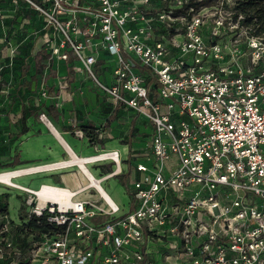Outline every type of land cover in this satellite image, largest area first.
<instances>
[{
	"label": "built area",
	"instance_id": "built-area-1",
	"mask_svg": "<svg viewBox=\"0 0 264 264\" xmlns=\"http://www.w3.org/2000/svg\"><path fill=\"white\" fill-rule=\"evenodd\" d=\"M207 1L10 0L49 29L52 55L72 53L107 102L153 132L127 213L96 185L100 198L78 200L3 183L21 208L0 202V264H264V36L231 15L235 0ZM87 159L113 164L105 178L124 172L118 149ZM45 185L69 198L41 196Z\"/></svg>",
	"mask_w": 264,
	"mask_h": 264
},
{
	"label": "rangeland",
	"instance_id": "rangeland-1",
	"mask_svg": "<svg viewBox=\"0 0 264 264\" xmlns=\"http://www.w3.org/2000/svg\"><path fill=\"white\" fill-rule=\"evenodd\" d=\"M18 9L7 0H0V171L3 168L38 163L42 161L38 157L42 151L46 152L47 158L51 157L48 150L52 147L51 142H41V137L45 134L44 123L61 119L77 129L79 125L85 124L87 114L86 109L77 110L73 107L75 102L72 104L69 96L64 93L67 88L66 67L57 56L50 52L51 56L47 59L49 65L43 73L34 75L37 53L50 51L45 42L50 31L42 28L43 23L37 21L38 18L26 17ZM66 65L68 70L70 62L67 61ZM75 79L76 76H73L72 80ZM92 90L88 79L82 80L77 88L81 96H86L84 105L93 106L94 112H90V115L95 118L96 123L103 124L105 116L102 113L107 110L102 109L99 97ZM23 112L27 116L28 131L25 133L21 132ZM110 112L108 104V121L99 131L103 133V145L110 141L117 145L128 141L137 142L148 136V122L143 118L132 117L126 111H116L114 114ZM43 115L47 118L42 117ZM78 130L80 129L73 135L78 136ZM83 142L80 140V143ZM14 180L33 189L38 188L42 182L38 173ZM115 184V178L103 181L104 188L110 190L114 198L127 201L120 189H115ZM2 192H6L3 195L9 200L11 214L17 216L21 208L19 191L0 183V193Z\"/></svg>",
	"mask_w": 264,
	"mask_h": 264
},
{
	"label": "crops",
	"instance_id": "crops-1",
	"mask_svg": "<svg viewBox=\"0 0 264 264\" xmlns=\"http://www.w3.org/2000/svg\"><path fill=\"white\" fill-rule=\"evenodd\" d=\"M32 18L37 19V21H41L39 19L38 15L33 14ZM43 23V22H42ZM50 52V51H49ZM62 61V64L66 67L65 75H67L68 70H67V61ZM74 61V60H73ZM70 62V65H73L74 67V62ZM76 79L73 81L72 79H67V88L65 89L64 93L69 96V100L72 104L75 105L77 110H83L86 109V116L84 118L85 124L81 125H86L94 129L95 133L98 135V141L96 143H93L90 141V139L83 134V136H75L73 135L77 129L79 128H74L70 124H68L67 121L65 120H55L53 119L52 121H49V123H44L45 124V134L42 135L41 137V142L46 143L47 141L51 142V146L49 147V151L51 152V157L46 156V152L42 151L40 157L42 161L38 163H28L27 165H21L19 167L22 168H27L30 166H36L39 164L40 165H47L53 162H62L63 160H73L74 157L71 154L69 148L76 154L84 157H90L94 156L98 152L102 150H110V149H118L120 151L121 157L124 160L123 162V169L124 172L122 174L114 175L112 177H107L105 178L104 176L107 175L109 172H111L114 168L113 164L108 161H86V164L88 165V169L90 172L93 173V176L95 178H102L101 185L103 186V181L109 180L110 178H115V189L119 188L123 196L127 199V201H122L121 199H116L112 196V193H110V190H106L103 186V188L106 190L108 193V196L111 198V200L115 203H117L120 206V214L127 213L132 207V194H131V183L132 181L138 177V172L134 168L133 161L135 160H141L142 158L147 157L149 154V150L151 147V136L153 132V125L149 120H147L144 116L137 114L133 110L126 108L124 106H118L116 108L113 107L109 102H107L104 99V96L99 93L92 82L89 80V84L91 85V88L93 89L92 91L95 93V96L99 97L100 103L102 105L103 110H107L106 112H103L105 116V120L103 124L96 123L95 118L90 115V112L93 111V106L92 104L84 105L86 96H81L79 94V91H77V88L79 87L80 83L82 80H86L87 78L83 73L77 72L75 70V75ZM76 91H73L75 90ZM63 93V94H64ZM90 97V96H87ZM92 97V96H91ZM108 104L109 107L111 108L110 114H114L116 111L122 112L126 111L131 114L132 117H140L146 120L148 122V136L141 140V141H134V142H124L123 144L117 145L116 142L110 141L108 144L106 143L103 145V133L99 131L103 129L102 127L105 126V123L108 121ZM85 106V107H84ZM49 124H51L55 130L58 132L56 133L52 128H50ZM85 138V139H84ZM80 140L84 141L83 143H80ZM140 142H144L143 144H140ZM66 143L69 146H66ZM92 143V144H90ZM41 144V146H43ZM111 170V171H110ZM38 173L40 174V177L42 179L41 183H47V184H53L57 185L60 187H64L69 189L70 191H75L76 192V199H96L100 198L101 193L89 182V175L87 174L86 171L82 170L80 168L78 162L76 163H71L67 166L64 167H58L53 170H39L38 172H33V173H24V175H32ZM21 176V177H22ZM114 189V188H113ZM0 199H2V196H0ZM110 219L109 216H100L97 218V220H106ZM150 248L153 250V255L154 257L158 258V262L161 263V257H159L156 253V249L158 247L157 243H151L149 245Z\"/></svg>",
	"mask_w": 264,
	"mask_h": 264
},
{
	"label": "trees",
	"instance_id": "trees-1",
	"mask_svg": "<svg viewBox=\"0 0 264 264\" xmlns=\"http://www.w3.org/2000/svg\"><path fill=\"white\" fill-rule=\"evenodd\" d=\"M10 3V0H7ZM211 1L208 0L207 3L211 4ZM197 4V3H196ZM232 11L231 15L237 19L239 15H242L243 18L241 19V24L245 25L248 28H251V33L256 36H264V0H235L234 6L230 9ZM18 11H22L23 14L27 16H32V11H25L24 8H19ZM50 52H42L39 51L36 55V69L35 74L37 73H43L45 68L49 65V61L47 59L50 57ZM74 59L73 54L71 53L70 62H72ZM75 75V69L73 65L68 66V73L66 75V78L72 79ZM50 107V106H49ZM26 114L25 112L22 113V120L23 125L21 128V132L25 133L28 131V128L26 126ZM80 130L83 131V134L86 135L91 142L96 143L98 141V135L95 133L94 129L86 126L81 125ZM5 169V168H3ZM111 171V170H110ZM4 193H0L2 196V199H0V202L3 200H7V196L3 195ZM4 197V198H3ZM8 202V200L6 201Z\"/></svg>",
	"mask_w": 264,
	"mask_h": 264
},
{
	"label": "bare ground",
	"instance_id": "bare-ground-1",
	"mask_svg": "<svg viewBox=\"0 0 264 264\" xmlns=\"http://www.w3.org/2000/svg\"><path fill=\"white\" fill-rule=\"evenodd\" d=\"M47 118V117H45ZM49 123V122H48ZM50 128H52L56 133H58L55 128L49 124ZM66 146H69L67 143H66ZM71 154L73 155L74 157V161L73 160H63L62 162L58 163V164H52V165H48V167L46 169H49L50 167H56V166H67L71 163H76L78 162L80 168H82V170L86 171L87 174L89 175V178H92L93 180V185H96L100 192L102 193L103 196H105V198L108 199L109 202L111 203H114L111 198L108 196V193L106 192V190L103 188V186L101 184H99L95 179H94V176H93V173L90 172V170L88 169V165L86 164V161H90L88 160L87 158L88 157H84V156H80L78 154H76L75 152H73L71 150V148H69ZM61 164V165H60ZM41 166H30V167H27V168H22V167H16V168H7V169H2L0 171V182L2 183H5V184H13L15 182L14 178H17V177H21L22 174L24 173H33V172H36V170H38ZM43 169V168H42ZM70 191L68 190H65V189H62V188H59L57 186H47L45 185L40 191H39V194L41 196H44V195H49L51 197H53L54 199L56 200H64V199H68L69 198V195H70Z\"/></svg>",
	"mask_w": 264,
	"mask_h": 264
}]
</instances>
